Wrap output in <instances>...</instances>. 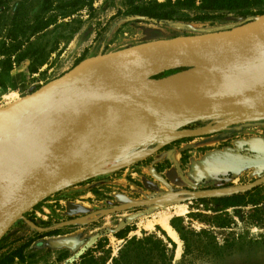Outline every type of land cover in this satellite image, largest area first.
I'll list each match as a JSON object with an SVG mask.
<instances>
[{
	"label": "rangeland",
	"instance_id": "374dc122",
	"mask_svg": "<svg viewBox=\"0 0 264 264\" xmlns=\"http://www.w3.org/2000/svg\"><path fill=\"white\" fill-rule=\"evenodd\" d=\"M69 1L0 0V41H8L6 33H15L18 39L25 40L21 50L27 49L26 56L12 64L6 88L0 89V109L85 58L156 39L230 29L264 15V0H258L249 7L253 13L240 19L234 18L230 12L216 11L202 21L152 22L126 16L124 0H90L65 16ZM39 17L49 20L47 25L29 34ZM40 52L43 61H32ZM192 69L195 68L171 69L154 77L182 78L183 72ZM174 103L175 106H184L178 101ZM261 107L257 109L264 110V104ZM95 111L99 110L78 109L62 118L74 116L76 112L85 115ZM225 120L198 119L175 129L219 127L229 133L239 131L245 140H256L260 155L246 154L245 172L239 176L229 174L208 187L204 185L208 175L201 168V162L205 160L202 157L204 147L197 145L198 136L179 138L175 133H169L147 138L137 132L136 139L127 141L124 135L119 141L117 136L112 145L115 137H107L109 141L100 139L90 121L80 128L82 133L80 129L77 132L78 128L60 132L59 139L54 138L51 147L63 157L68 155L75 167L79 163L85 166L75 168L79 175L75 171L63 172H69L67 183L10 224L0 237L2 264H78L82 255L91 256L96 264L103 261L109 264L124 238L141 236L143 232L153 234L163 242L167 243L166 238L173 242V262L177 264L181 261L182 242L170 222L177 227L183 226L185 230H208L219 246L217 256L205 258L196 254L194 260L183 264H264V202L260 204L261 220H249V205L229 207L222 211L229 220L228 224L216 227L209 226L203 218L214 214V205L197 201L201 196L243 191L255 185L264 196V169L258 167L264 163V119L233 122L230 128L223 125ZM87 122L91 124L87 125ZM81 135L85 140H80ZM131 141L134 142L130 144ZM128 144L130 148L125 150ZM98 146H102V151ZM84 148L87 150L80 152ZM233 173L236 174V170ZM206 188L215 189L201 191ZM164 224L171 228L176 238L169 234ZM52 229H57L56 233L41 236ZM28 239L31 241L21 247V256L14 257L13 254ZM167 246L170 247L168 243Z\"/></svg>",
	"mask_w": 264,
	"mask_h": 264
},
{
	"label": "water",
	"instance_id": "95a60500",
	"mask_svg": "<svg viewBox=\"0 0 264 264\" xmlns=\"http://www.w3.org/2000/svg\"><path fill=\"white\" fill-rule=\"evenodd\" d=\"M182 67L203 68L210 83L187 105H172L174 100L165 107L164 97L182 91L184 80L154 76ZM263 72L264 15L230 29L156 39L85 58L4 106L0 109V237L28 208L70 180L69 173L62 174L69 171L61 164L62 155L51 147L52 132L66 113L84 107L135 108L150 114L143 130L147 138L169 133L179 138L198 136L219 127L175 129L206 118H225L223 125L264 119V110L255 109L257 93L234 95ZM258 167L264 169V163Z\"/></svg>",
	"mask_w": 264,
	"mask_h": 264
},
{
	"label": "trees",
	"instance_id": "16d2710c",
	"mask_svg": "<svg viewBox=\"0 0 264 264\" xmlns=\"http://www.w3.org/2000/svg\"><path fill=\"white\" fill-rule=\"evenodd\" d=\"M258 0H124V14L129 17H135L145 21L159 22L164 20H183V21H202L214 15L216 11L230 12L234 18H244L253 12L249 9ZM90 3V0H70L68 10L64 13L68 16L77 8ZM49 20L39 17L35 20V27L30 33H35L47 25ZM8 41H0V89H5L9 80V71L13 63H18L27 54V49L21 50L22 42L15 33H6ZM18 35V34H17ZM24 36V34H22ZM26 39V37H25ZM33 54V53H32ZM32 61L41 63L42 53L33 56ZM259 186L255 185L243 191L231 192L228 194L201 196L197 201L201 203L211 202L214 205L210 217L203 216L204 222L209 226L225 227L229 220L224 209L229 207L250 206L251 212L248 215L249 220L257 222L261 220L259 213L262 211L260 204L264 202V196L259 192ZM199 215V214H197ZM172 228L177 232L179 240L182 242L181 261L177 264H183L184 261L190 263L197 256H217L220 253L219 246L213 240L208 230L201 229L185 230L183 226L177 227L170 222ZM57 229H52L43 233L51 235L56 233ZM119 238H122L121 236ZM31 239L24 242L14 257L21 256V247L26 246ZM166 242L157 238L153 234L143 232L141 236L132 235L124 238V243L118 249L116 255L110 258L109 264H174L173 249L174 243L166 238ZM202 242V244H200ZM103 261L101 264H105ZM3 261L0 260V264ZM78 264H96L90 257L81 256Z\"/></svg>",
	"mask_w": 264,
	"mask_h": 264
},
{
	"label": "bare ground",
	"instance_id": "6f19581e",
	"mask_svg": "<svg viewBox=\"0 0 264 264\" xmlns=\"http://www.w3.org/2000/svg\"><path fill=\"white\" fill-rule=\"evenodd\" d=\"M194 68L195 69H192L191 71H187L185 73L183 72L182 76H180L184 80V88L182 89V91L176 92L174 94L167 95L164 97L163 105L165 107H168L169 104L174 100L178 101L180 104L187 105L192 100H194L195 98L200 96V94H202L204 92V90L208 87V85L210 83L209 75L206 73V71L203 68H199V67H194ZM177 77H179V76H177ZM251 91H254L255 93H257L259 95L258 101L256 104L260 105V106H257V107L255 106V107L256 108H258V107L262 108L261 105L264 104V72L260 73L257 77L252 78L250 81H247L241 88L236 90V93H234V95L237 97H242V96L246 95V92L249 93ZM174 104L175 103L173 102L172 105H174ZM84 108H94V109L99 110V111H95V113H89L88 112L89 114H85V115L76 112V115L63 119L62 121H60L59 125L54 129V132H52V137L55 139L56 138L59 139L60 136H58V135H60V132L62 130H65V129H67V130L70 129V131H71V128L72 129L78 128L77 129V132H78L81 127L83 128V125L86 123V121H90L91 123L94 124V127L97 129V137H99L100 139L105 138L106 140H108L107 137H109V136L115 137L112 140V145H114L117 136L119 137L118 138L119 141L121 140V137L124 135H125V140L130 141V140H132V138L136 139L137 132H139L140 135H143L144 124L150 118V114L148 112L140 110V109H135V108H129L128 109V108H123L120 106H117L116 108H105V107H84ZM72 121H74V122H72ZM70 122H72V123H70ZM89 123L87 122V125ZM90 126H88V127H90ZM84 128H85V126H84ZM73 131H75V130H73ZM81 133H82V130H81ZM63 134H62V136H63ZM80 137H81L80 140L81 139L85 140V138L82 135ZM69 139H70V137H69ZM97 140H99V139H97ZM133 142L131 141L130 144ZM60 143L61 142H59V144ZM82 144H83V142H82ZM103 144L106 145V143H103ZM130 144L127 145L125 150H128L130 148ZM105 145H104V147H105ZM53 146L54 145L52 144V147ZM75 147H76V145H75ZM95 147L97 148V145ZM28 148H29L30 152H32V153L35 152V150L31 146H29ZM72 149H74V148H72ZM85 149L86 148L80 150V152L85 151ZM100 149L102 151V146H101V148L99 147V150ZM104 149L105 148H103V151H104ZM59 150H60V148H59ZM88 150H90V149H88ZM94 151L96 152L97 149ZM59 159H61V161H62L61 164H62L63 168L72 169L73 171L76 172V174L78 173L77 172L78 170L77 169H76L77 171L75 170L76 167L82 168L85 166V164H84V166H82L83 164L79 163V166L75 167V165H73V162L70 161L68 155H64V157L62 155V156H60ZM86 163H87V161H86ZM46 167H48V166H46ZM46 170L48 171V169H45V171ZM51 170L52 169H50V171ZM78 175H79V173H78ZM164 228L169 232V234L173 238H176V234L171 230V228L167 224H164Z\"/></svg>",
	"mask_w": 264,
	"mask_h": 264
},
{
	"label": "crops",
	"instance_id": "0c3cea01",
	"mask_svg": "<svg viewBox=\"0 0 264 264\" xmlns=\"http://www.w3.org/2000/svg\"><path fill=\"white\" fill-rule=\"evenodd\" d=\"M228 127L230 128L231 125L229 124ZM198 138L197 145L204 147L202 157H205V160L201 162V168L205 169L208 175V181L204 184L206 187L227 178L229 174L239 176L245 172L247 153L252 157L260 155V148L257 146L256 140H245L244 137H240L239 131L229 133L222 129L211 130L198 135ZM233 170H236L237 173H233ZM214 189L206 188L201 191Z\"/></svg>",
	"mask_w": 264,
	"mask_h": 264
}]
</instances>
